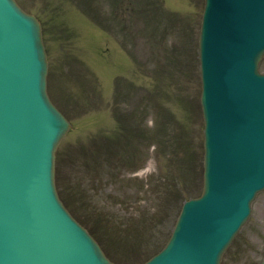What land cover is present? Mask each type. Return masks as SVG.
<instances>
[{
  "label": "rangeland",
  "instance_id": "rangeland-1",
  "mask_svg": "<svg viewBox=\"0 0 264 264\" xmlns=\"http://www.w3.org/2000/svg\"><path fill=\"white\" fill-rule=\"evenodd\" d=\"M16 1L41 22L49 62L48 92L73 125L56 152L57 191L66 208L91 232L112 262L139 264L166 242L182 202L201 192L203 123L197 36L203 0H180L189 12V36L194 41L193 49L189 48L188 68L181 65L188 48L184 31L190 24L182 19L184 10L170 12L169 17H177L173 26L159 22L152 27L151 19L148 22L128 12L120 14L122 5L132 14L138 13L137 0L129 4L127 0ZM141 1L143 15L154 0ZM97 6L111 14L109 29L118 43L105 33L108 24L103 25L101 35L91 27L90 12L98 13ZM174 9L180 10L176 5ZM119 17L130 42V49L125 51L113 27L114 18ZM99 53L101 58L109 53L110 58L102 60ZM88 61L95 71L88 68ZM260 70L264 72V59ZM91 72L96 84L89 77ZM87 81L94 94L97 88L95 100L99 103L91 97ZM110 87L115 88L114 95ZM148 99L154 101L156 109L152 112L145 108ZM124 100L136 115L148 113L149 121L145 116L142 126L154 124V134L138 135L137 117L122 110L127 107ZM117 104L121 109L118 123L111 119V109ZM113 112L118 113L115 109ZM119 123L127 130L126 137ZM148 138L161 143L156 145L152 160L147 153ZM60 157L63 165L58 172ZM135 157V167L126 170ZM139 159L140 169L153 163L152 173L136 176ZM263 252L264 192L253 202L249 220L221 264H258Z\"/></svg>",
  "mask_w": 264,
  "mask_h": 264
},
{
  "label": "water",
  "instance_id": "water-1",
  "mask_svg": "<svg viewBox=\"0 0 264 264\" xmlns=\"http://www.w3.org/2000/svg\"><path fill=\"white\" fill-rule=\"evenodd\" d=\"M7 1L15 9L14 11L11 8L7 9V16L12 20L18 13L20 17L26 19L21 23L28 27L31 36L35 39V49L39 60L35 88L37 92L40 91L46 109L52 117H55L59 126L52 146L54 148L68 125L45 98L46 68L39 27L32 17L22 14L12 0ZM208 6L205 19L212 18L214 27L211 36H208L207 43L202 42V47L205 52L204 99L208 110V137L213 145L209 150V160L213 159L215 151L225 142L226 147L240 150L239 152L245 156L250 155L257 171H263L264 163L259 155L264 157V79L256 77V64L264 53V49H260L255 59L254 70L250 65V59L253 52L264 45V0H209ZM207 25L204 23L203 28L206 34L210 31ZM50 176L52 177V174ZM245 186L250 189L247 202L256 190L262 189L264 178L256 182L251 177V181H247ZM23 204L26 205L25 202ZM187 208L188 206L185 210ZM185 245L186 243L173 253L176 247L172 244L159 259L169 257L176 264L171 255L173 253L175 258L184 260L186 255L182 247ZM222 247L223 242L216 238L208 264H218ZM94 250L98 259L103 261L101 264H107L98 249L94 248Z\"/></svg>",
  "mask_w": 264,
  "mask_h": 264
}]
</instances>
